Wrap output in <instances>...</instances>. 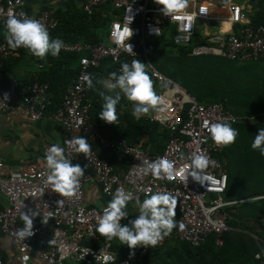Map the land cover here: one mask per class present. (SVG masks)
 Returning <instances> with one entry per match:
<instances>
[{"label": "built area", "instance_id": "built-area-1", "mask_svg": "<svg viewBox=\"0 0 264 264\" xmlns=\"http://www.w3.org/2000/svg\"><path fill=\"white\" fill-rule=\"evenodd\" d=\"M81 11L91 19L102 7L108 8V15L115 13L111 20L105 43H64L60 52L83 54L79 59L78 71L73 83L68 86L61 102L52 112L49 83L34 80L15 93L1 86L3 81V62L19 56V49H11L6 41L0 42V114L16 110L19 115L34 122L49 117L61 124L68 132L67 141L83 136L91 147L88 154L76 153L65 142L64 155L74 164L85 169L80 178L79 188L72 196H60L52 192L45 184L47 167L46 154L42 153L37 163L6 166L0 161V194L6 200V206L0 208V236L12 239L17 248V264H30L32 256L40 264H135L143 259L150 250L161 247L169 239H176L192 247L202 246L209 236H214L215 245H222L221 236L227 226L226 207L240 201L225 202L222 196L227 187V172L219 158L226 145H217L211 139L208 127L212 123L240 121L221 103H203L197 101L179 84L162 75L146 58V40L157 39L171 33V41L176 47L189 49V56H212L231 62L264 64V24L252 25L249 9L233 0H188L187 15L175 18L166 17L159 11L154 0H74ZM23 0H3L0 2V28H4L10 15L20 16L26 13L39 20L48 30L58 25L55 9L46 7L35 14L24 10ZM228 25L222 30V24ZM127 26L132 31H127ZM215 28L211 31V28ZM159 29V33L155 31ZM131 46V48L128 46ZM142 52L147 72L153 82V90L163 100V111L150 109L148 114L135 120H144L167 130L169 140L158 154H149L140 144L130 145L123 138L110 137L91 125L87 99V81L90 71L99 66L103 59H110L116 73L124 63L136 60ZM37 63L38 58L32 57ZM154 86L156 88H154ZM7 94V100L2 98ZM16 99V102H14ZM118 151L127 161L125 172L120 176L110 162L103 159L98 151ZM193 154L204 155L208 164L202 170L203 184L186 179ZM167 158L174 162L171 178L144 175L140 169L145 161ZM95 185L105 199L100 208L88 207L84 203V188ZM123 187L133 193L135 200L145 198V191L169 192L177 201V227L157 245L137 246L121 259L112 249L110 241L96 233L95 228L100 215L117 188ZM151 194V193H150ZM135 207V206H134ZM136 208V207H135ZM31 209L41 214L33 218V234L20 238L17 233L24 227L21 212ZM138 214V209L136 215ZM47 217V223L41 218ZM124 223V221H122ZM183 225V227H180ZM259 227L264 230V214L259 217ZM94 246V244L100 243ZM39 244L40 247H36ZM111 255L105 261L97 260L101 249ZM87 255L85 252L88 251ZM255 259L264 264V253L259 252ZM83 257V259H81ZM0 264H5L0 255Z\"/></svg>", "mask_w": 264, "mask_h": 264}, {"label": "trees", "instance_id": "trees-1", "mask_svg": "<svg viewBox=\"0 0 264 264\" xmlns=\"http://www.w3.org/2000/svg\"><path fill=\"white\" fill-rule=\"evenodd\" d=\"M73 1L66 0L64 8H55L58 25L49 32L50 38H59L64 43H105L111 22L107 15L108 8L102 7L91 19H88ZM241 1H245L246 8H251L248 15L250 23L264 24V0ZM25 3L24 10L28 13L29 1ZM171 33L151 39L152 44L146 47L148 62L162 75L183 87L197 101L221 103L233 115L239 117L240 121L232 125L239 133L236 141L226 145L219 156L221 160L223 159L227 172V187L223 200L235 202L260 198L224 209L229 229L221 236L220 247L215 245L212 235L199 247H192L171 238L163 246L150 250L141 261L135 264H259L255 254L264 250V230L259 227L260 216L257 217V213L264 214V156H261L258 150L251 148V142L258 128L264 127V72L258 68V66L264 67V64L250 63L254 65L251 68L247 66L249 63L231 62L212 56H189V49L174 46ZM4 40V28H0V42ZM23 49L20 48L19 53H22ZM82 56H86V53L59 52L55 57L51 55L44 58L37 57L38 64L42 65V68L34 79L24 81L18 90L34 80L49 83L52 97L48 112H52L61 102L66 88L73 83L78 71L79 59ZM137 59L145 62L142 52L138 53ZM114 68L115 65L110 59H103L98 67L90 71L93 87L89 88L87 85L86 97L91 104L89 111L91 125L97 127L103 134L107 131L110 137L117 136L125 139L130 145L140 144L141 148L149 154L160 153L169 140V133L156 124L135 120L127 110H123L126 100L122 95L117 105L115 124H107L98 118L103 103L100 82L102 78L108 79L110 73L116 72ZM2 72L1 86L4 87V80L8 73L3 66ZM105 94L108 93L105 92ZM259 116L262 118H258ZM243 210L248 211L246 216ZM244 218H248L252 224L256 223L258 227L254 226L247 240L240 238L243 242L239 243L232 229L239 226L240 220ZM124 223L128 221L124 220ZM103 238L101 237V240ZM236 242L241 245L243 252L237 258H229V246ZM100 244L101 241L94 246ZM36 247L40 245L36 244ZM125 248L116 250L113 247L117 259L126 257L132 250L127 246Z\"/></svg>", "mask_w": 264, "mask_h": 264}, {"label": "clouds", "instance_id": "clouds-1", "mask_svg": "<svg viewBox=\"0 0 264 264\" xmlns=\"http://www.w3.org/2000/svg\"><path fill=\"white\" fill-rule=\"evenodd\" d=\"M159 7V11L166 17L175 18L178 15H187L185 11L188 8V0H154ZM127 31H132L127 26ZM157 34L159 29L155 30ZM4 38L7 45L15 50L19 48L27 49L28 52L36 57L44 58L47 55L57 56L64 47L63 40L59 38H50L46 27L34 17L26 13H20V16L10 15L4 24ZM131 48V46L128 44ZM147 65L139 59L131 63H124L120 66L119 73H110L109 78L101 81L104 89L109 94L101 92L103 103L98 113V118L107 123L115 124L117 120V105L121 101V94L127 101L133 104L132 115L139 117L142 114H148L150 109L163 111L164 100L153 90V82L147 72ZM89 88L93 87L91 77H85ZM7 94L2 100H7ZM229 122L212 123L207 131L211 139L217 145H230L236 141L238 130ZM76 153L88 154L91 150L90 145L83 136L72 138L66 142ZM251 148L258 150L261 156H264V127H259L251 142ZM65 149L57 144H52L46 154L47 175L45 184L49 185L52 192L60 196H72L79 188L80 178L84 175L85 169L80 164H74L64 155ZM208 158L204 155L193 154L190 164L185 168L190 169L186 173V179L191 177L193 181L203 184L204 177L202 170L206 168ZM140 171L144 175L151 174L160 178L166 176L171 178L174 172V162L161 157L153 161H145ZM151 193V194H150ZM133 193L126 191L123 187L117 188L112 199L107 203L102 215L99 216L95 231L107 241L116 239L122 246L129 249H135L137 246L151 247L158 244L164 237L171 234L177 227L176 208L177 201L169 192H151L145 191L143 201L135 200L134 206L138 209L135 219L122 223L129 216L126 206L133 201ZM21 220L24 227L20 229L17 235L26 239L33 232V218L40 216L38 211L21 212ZM42 223H47V217L41 218ZM183 227V225H180ZM264 251V250H262ZM89 252L86 251L85 255ZM260 253H257L259 258ZM103 257L105 261L111 259V255L104 248L101 249L97 260ZM83 259V257L81 258Z\"/></svg>", "mask_w": 264, "mask_h": 264}, {"label": "crops", "instance_id": "crops-1", "mask_svg": "<svg viewBox=\"0 0 264 264\" xmlns=\"http://www.w3.org/2000/svg\"><path fill=\"white\" fill-rule=\"evenodd\" d=\"M23 7H26L25 1H29L28 4V13L35 14L38 11L46 7L52 8H64V1L62 0H23ZM80 8L78 2L73 1ZM245 1L238 3L243 8L245 4L242 5ZM108 15V14H107ZM223 25V24H222ZM223 30V28H222ZM227 30V29H226ZM33 56L28 52L27 49H23L22 53H19V56L13 59L5 61L2 66L6 68L8 73L6 79L4 80V87L9 88L13 93H15L20 86L23 85V82L26 80H32L39 73L37 63L33 60ZM105 80L104 78L101 81ZM101 83V82H100ZM154 88H156L154 86ZM101 90L107 92L104 89L101 83ZM109 94V93H108ZM123 96V94H121ZM123 105V110L131 115V110L133 104L125 98ZM16 102V99H14ZM109 136L108 132H105ZM68 137V132L66 129L59 123L55 122L49 117H44L37 121H30L29 119L22 117L17 113L16 110H13L7 114H0V161L6 166L16 167L20 164H31L37 163L42 158V153L45 148H49L52 144H57L60 147L64 148L66 139ZM117 137V136H116ZM99 155L110 162L114 167L115 172L118 175H122L125 172L127 167V161L122 159L118 151H98ZM237 178V176H236ZM240 178V177H238ZM239 182H241L239 180ZM260 197L251 198L248 200H237L240 201L237 204L247 203L250 201L258 200ZM142 198L140 201H143ZM105 199L100 194V190L95 185H88L84 188V203L88 207L100 208L105 204ZM130 203L126 206V211L129 216L127 221L135 219L136 212L131 210ZM236 204V205H237ZM6 206L5 198L0 194V208ZM244 216L248 214V211L243 210ZM257 217L261 214L257 213ZM175 219H178L176 214ZM240 225L233 228L234 233L237 235L239 243L243 242L240 238L247 240V237L251 233V229L254 226L258 225L252 224L248 218L240 220ZM250 228V229H249ZM241 241V242H240ZM111 245L116 250L126 249L125 246H122L116 239L110 241ZM230 245V254L229 258H237L242 254L243 250L240 247V244ZM112 247V249H113ZM17 248L11 238L6 236H0V255L3 258L5 264H17ZM30 264H40V260L36 256H32L30 259ZM234 264V263H232Z\"/></svg>", "mask_w": 264, "mask_h": 264}, {"label": "rangeland", "instance_id": "rangeland-1", "mask_svg": "<svg viewBox=\"0 0 264 264\" xmlns=\"http://www.w3.org/2000/svg\"><path fill=\"white\" fill-rule=\"evenodd\" d=\"M50 1H51V0H50ZM61 1H62V0H60V2H61ZM233 1L238 2V3L243 2V1H241V0H233ZM65 4H66V1H64L63 7L65 6ZM240 4H241V3H240ZM74 5H76V4L74 3ZM242 5H244V3H242ZM243 9L246 10V7H244ZM248 9H249V11L251 10L250 7H248ZM114 15H115V13H112V14H109V15H108L109 21H111L112 19H114V18H113ZM214 29H215L214 27L211 28V31H213ZM152 41H153V40H151V39H147V40H146V45H147V46H150V45L152 44ZM247 66H250L251 68L254 67V65H253V64H250V63L247 64ZM258 68H260V70L264 72V67H262V66H258ZM222 160H223V159H222ZM222 199H223V196H222ZM129 207L131 208V210H132L133 212H137V208H135V207L133 206V204L130 203V206H129ZM117 242H119V241L117 240ZM125 246H126V245H125ZM71 264H81V263H71Z\"/></svg>", "mask_w": 264, "mask_h": 264}, {"label": "bare ground", "instance_id": "bare-ground-1", "mask_svg": "<svg viewBox=\"0 0 264 264\" xmlns=\"http://www.w3.org/2000/svg\"><path fill=\"white\" fill-rule=\"evenodd\" d=\"M222 28H223V30H226V29H228V25H227L226 23H224V24L222 25Z\"/></svg>", "mask_w": 264, "mask_h": 264}, {"label": "water", "instance_id": "water-1", "mask_svg": "<svg viewBox=\"0 0 264 264\" xmlns=\"http://www.w3.org/2000/svg\"><path fill=\"white\" fill-rule=\"evenodd\" d=\"M258 118H262L261 116H259ZM251 122V121H250Z\"/></svg>", "mask_w": 264, "mask_h": 264}]
</instances>
